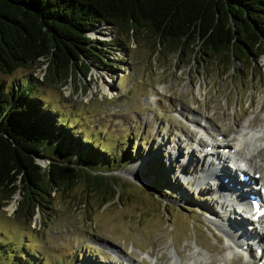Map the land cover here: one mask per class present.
<instances>
[{"label": "rangeland", "instance_id": "obj_1", "mask_svg": "<svg viewBox=\"0 0 264 264\" xmlns=\"http://www.w3.org/2000/svg\"><path fill=\"white\" fill-rule=\"evenodd\" d=\"M108 25L87 33L109 40ZM122 37L124 49L107 56L116 64L92 63L66 82H43L45 64L0 71L6 84L29 74L40 104L80 139L113 155L130 151L125 165L110 172L119 196L103 204L76 183L67 193L51 192L48 209L35 208L28 219L17 210L20 184L8 197L0 190V264H246L209 214L220 209L214 182L199 180L197 171L205 172L200 152L207 143L223 142L215 125L235 148H219L227 154L223 163L231 164L232 154L248 156L247 144L230 140L238 131L264 135V52L251 69L234 61L239 75L223 73V62L194 61L188 49L161 53L143 36ZM152 170L166 175V191L147 185Z\"/></svg>", "mask_w": 264, "mask_h": 264}, {"label": "trees", "instance_id": "obj_2", "mask_svg": "<svg viewBox=\"0 0 264 264\" xmlns=\"http://www.w3.org/2000/svg\"><path fill=\"white\" fill-rule=\"evenodd\" d=\"M105 24L111 39L87 33ZM125 35L143 36L161 53L191 50L196 62H223V73L242 75L232 63L251 69L264 52V0H0V71L45 64L43 82H66L92 63L116 64L107 56L124 49ZM31 78L0 79V190L8 197L20 184L17 210L28 219L35 208L48 209L51 192L67 193L76 183L100 204L119 196L110 172L125 165L130 151L113 155L80 139L40 104ZM154 170L147 185L166 191V175Z\"/></svg>", "mask_w": 264, "mask_h": 264}, {"label": "bare ground", "instance_id": "obj_3", "mask_svg": "<svg viewBox=\"0 0 264 264\" xmlns=\"http://www.w3.org/2000/svg\"><path fill=\"white\" fill-rule=\"evenodd\" d=\"M102 87L106 88L103 83ZM222 129V125H220L219 128L215 125L214 131H217V135L222 138L223 142L217 141V146L214 147L213 145H211L210 147L213 150L210 154H207V157L202 154L201 158L202 160H205L204 163L206 164V169L205 172H203L202 169H199L197 172H200L202 176L199 177V180L202 181L201 178H208L211 179L210 181L214 182L213 185L215 190H212L217 195L215 199L216 201L219 200L218 208L220 209L218 210V212H215V210H213V212H209V214L217 215L214 220L219 225L221 230L225 232V240H228V247L235 249L234 251H236V253L238 251L239 256L243 257L249 255L248 261L254 263L257 259L255 254L257 252V249L260 247L261 242L264 243V238L263 236L258 235L259 233H257L255 230L252 231L248 229L247 220L245 219V216L240 215V211L242 207H247L249 205L247 193H258H256L253 189L247 190L245 184H242V182L236 176L237 171L243 170L242 168L236 167V172H233L232 170H229V166L227 167L226 163H223L224 157L227 156H224L222 152H219V148L222 147V149H226V151L232 153H235L233 152L235 148L227 143V141L225 140L226 133H222ZM260 137L262 138L260 139ZM233 138L234 136L231 137V139ZM242 139H245L247 142H242ZM256 141H262V143H258L259 145H257L255 144ZM241 143L247 144L246 149L248 150V156L246 155V161L240 163V166L246 168L247 170H252V172H258L259 174L256 180L258 179L260 181L259 183H264L263 176H261L262 174L264 175V135L260 134L259 130H254L253 128H248L247 132L244 130H240L235 137V146H233L236 147ZM250 144L258 146L256 152L250 150ZM257 156L260 157L262 164L256 163L255 159ZM215 159H217V161H214ZM235 159L236 156L234 154L233 156L229 157V160L232 162H234ZM246 164H249V167H247ZM250 177L251 176H248V178ZM262 199L264 200V197ZM209 210L211 211V209ZM234 213L237 215L239 214L240 217H236ZM190 264H196L195 260H191Z\"/></svg>", "mask_w": 264, "mask_h": 264}]
</instances>
